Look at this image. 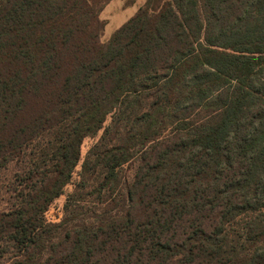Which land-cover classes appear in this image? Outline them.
I'll use <instances>...</instances> for the list:
<instances>
[{
    "label": "trees",
    "instance_id": "16d2710c",
    "mask_svg": "<svg viewBox=\"0 0 264 264\" xmlns=\"http://www.w3.org/2000/svg\"><path fill=\"white\" fill-rule=\"evenodd\" d=\"M108 1L0 0V264H264V0Z\"/></svg>",
    "mask_w": 264,
    "mask_h": 264
},
{
    "label": "rangeland",
    "instance_id": "374dc122",
    "mask_svg": "<svg viewBox=\"0 0 264 264\" xmlns=\"http://www.w3.org/2000/svg\"><path fill=\"white\" fill-rule=\"evenodd\" d=\"M145 1V0H144ZM129 0H110L108 1L100 12L99 18L103 22V28L100 35V41L107 43L113 33L121 27L130 17H132L138 8L141 6L143 0H136V2L129 4ZM135 11V12H134ZM111 122V117L108 116L102 128L95 136L86 137L81 145V159L76 167V170L72 176L69 184H67L62 194L57 197L45 211V218L50 222H60L65 215V208L68 203V197L70 198L71 193L75 189V185L78 183L82 171L83 162L88 154L89 150L100 140L105 130ZM127 176H131L132 172L126 170ZM101 180H99L100 183ZM89 201L86 202L88 205L91 204L93 197H88ZM94 206H100L103 204V199L98 202L92 203Z\"/></svg>",
    "mask_w": 264,
    "mask_h": 264
},
{
    "label": "crops",
    "instance_id": "0c3cea01",
    "mask_svg": "<svg viewBox=\"0 0 264 264\" xmlns=\"http://www.w3.org/2000/svg\"><path fill=\"white\" fill-rule=\"evenodd\" d=\"M145 1L143 0V2L141 3V5L144 3ZM135 12V11H134Z\"/></svg>",
    "mask_w": 264,
    "mask_h": 264
}]
</instances>
